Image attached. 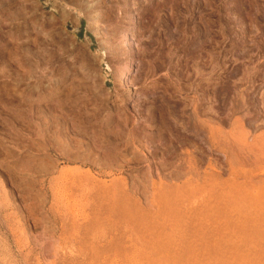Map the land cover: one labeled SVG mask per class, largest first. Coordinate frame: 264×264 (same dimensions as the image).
Returning <instances> with one entry per match:
<instances>
[{
	"label": "rangeland",
	"instance_id": "1",
	"mask_svg": "<svg viewBox=\"0 0 264 264\" xmlns=\"http://www.w3.org/2000/svg\"><path fill=\"white\" fill-rule=\"evenodd\" d=\"M0 264H264V0H0Z\"/></svg>",
	"mask_w": 264,
	"mask_h": 264
},
{
	"label": "bare ground",
	"instance_id": "2",
	"mask_svg": "<svg viewBox=\"0 0 264 264\" xmlns=\"http://www.w3.org/2000/svg\"><path fill=\"white\" fill-rule=\"evenodd\" d=\"M128 73H129V72H128ZM129 74H130V73H129ZM126 79H128V76H126ZM126 81H127V80H126ZM75 98H76V97H75ZM77 100H78V99H77ZM54 106H55V105H54ZM61 106H62V105H61ZM52 107H53V106H52ZM67 110H68V109H67ZM51 111H52V110H51ZM53 111H54V112L56 111V108H55V107L53 108ZM54 112H53V113H54ZM55 115H56V114H55Z\"/></svg>",
	"mask_w": 264,
	"mask_h": 264
},
{
	"label": "trees",
	"instance_id": "3",
	"mask_svg": "<svg viewBox=\"0 0 264 264\" xmlns=\"http://www.w3.org/2000/svg\"><path fill=\"white\" fill-rule=\"evenodd\" d=\"M83 27H84V25H83ZM83 27H82V28H83Z\"/></svg>",
	"mask_w": 264,
	"mask_h": 264
}]
</instances>
